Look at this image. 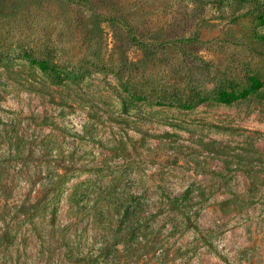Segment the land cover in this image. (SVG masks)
Returning <instances> with one entry per match:
<instances>
[{
    "label": "rangeland",
    "instance_id": "374dc122",
    "mask_svg": "<svg viewBox=\"0 0 264 264\" xmlns=\"http://www.w3.org/2000/svg\"><path fill=\"white\" fill-rule=\"evenodd\" d=\"M71 248L264 264V0H0V264Z\"/></svg>",
    "mask_w": 264,
    "mask_h": 264
},
{
    "label": "trees",
    "instance_id": "16d2710c",
    "mask_svg": "<svg viewBox=\"0 0 264 264\" xmlns=\"http://www.w3.org/2000/svg\"><path fill=\"white\" fill-rule=\"evenodd\" d=\"M245 1V0H241ZM38 69L44 73L48 78L49 81L52 84H62V81L64 80V76L66 73H63V71L56 65L51 64L48 61L45 60H33L32 61ZM261 86V83L259 80L253 76L249 78V85L248 87H244L239 90L231 89V90H224V89H214L212 91V98L219 103H225L230 104L235 101L241 100L246 98L249 94L255 93ZM207 96L204 95L202 92H195L191 98V102L200 101L203 102L206 100ZM33 208H35L37 205L36 203L31 205ZM29 209V207H27ZM26 209V210H27ZM179 211L178 207L175 208ZM191 227L195 231H199L197 225L195 223H191ZM127 239L134 244V235L133 233L129 234ZM126 240V238H125ZM70 258L74 260L75 263L78 264H94V260L92 258V255L81 253L80 251H73L72 248L68 250Z\"/></svg>",
    "mask_w": 264,
    "mask_h": 264
}]
</instances>
